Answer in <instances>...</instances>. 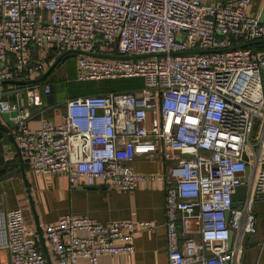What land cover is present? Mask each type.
<instances>
[{"label": "built area", "instance_id": "obj_1", "mask_svg": "<svg viewBox=\"0 0 264 264\" xmlns=\"http://www.w3.org/2000/svg\"><path fill=\"white\" fill-rule=\"evenodd\" d=\"M250 2L0 0V81L36 78L48 68L39 54L53 49L87 53L76 57L78 81L143 80L137 89L70 98L60 122L44 117L34 129L29 121L44 113L41 97L51 84L0 93V114H15L14 136L29 169L124 191L162 181L167 264H238L246 238L259 229L253 206L264 202V50L230 49L264 39ZM196 50L216 51L174 54ZM157 53L164 55L136 57ZM152 155L164 161L162 173L131 167ZM244 184L245 198L234 207ZM0 229L11 264H49L22 208L9 210ZM152 229L151 221L66 214L44 236L53 264H100L102 255L133 252L135 233ZM258 246L264 249V237Z\"/></svg>", "mask_w": 264, "mask_h": 264}, {"label": "crops", "instance_id": "obj_2", "mask_svg": "<svg viewBox=\"0 0 264 264\" xmlns=\"http://www.w3.org/2000/svg\"><path fill=\"white\" fill-rule=\"evenodd\" d=\"M202 1L207 2V0ZM263 10L264 0H251L248 6L249 13L260 16ZM17 88L19 87L15 84L0 85V93L2 95ZM13 95L15 94H10L8 97ZM68 99L70 98L57 96L53 93V89L49 94H42L41 105L44 113L34 112L35 116L29 121L30 127L38 128L44 117L60 122ZM25 101L28 104L26 96ZM12 114L14 113L0 114L2 124L0 125V226L9 210L22 208L29 233L36 236L41 244L40 233L44 236L46 227L56 223L66 214L88 216L99 222L151 221L152 230H140L135 233L133 252L102 255L99 262L100 264H167L164 182L140 181L132 191L106 186L101 182L93 186L84 183L71 184L66 173L36 174L23 160L31 192L30 200L20 171L21 160L14 144V124L10 119ZM130 165L136 172L146 174L162 173L165 169V163L158 155L138 157ZM34 212L37 214L38 223ZM4 239V233L0 229V264H11L9 251L1 246ZM45 242L49 249L46 239ZM258 243L251 241V237L246 238L245 249L238 264H264V249H260ZM80 264L90 263L82 259Z\"/></svg>", "mask_w": 264, "mask_h": 264}, {"label": "rangeland", "instance_id": "obj_3", "mask_svg": "<svg viewBox=\"0 0 264 264\" xmlns=\"http://www.w3.org/2000/svg\"><path fill=\"white\" fill-rule=\"evenodd\" d=\"M61 53L53 49L49 54L41 52V59L49 58L48 62H43L44 66L49 67ZM78 54L70 56L66 61L61 63L53 72L51 78L47 81L53 83V93L63 98H73L85 94H94L97 91L112 90H128L137 89L143 85L142 78H121L107 81L87 80L78 81L76 79V57ZM53 59V60H52ZM51 62V63H50ZM15 115V114H12ZM12 117V116H11ZM10 117V118H11ZM254 209L259 216V229L256 234L251 236V241L260 242L264 237V202L254 204Z\"/></svg>", "mask_w": 264, "mask_h": 264}, {"label": "water", "instance_id": "obj_4", "mask_svg": "<svg viewBox=\"0 0 264 264\" xmlns=\"http://www.w3.org/2000/svg\"><path fill=\"white\" fill-rule=\"evenodd\" d=\"M259 19H260L261 22H264V10H263L262 14L259 16ZM262 43H264V39H259V40H254V41H251V42L239 44V45L234 46L233 48H230V49L251 47V46H256V45L262 44ZM213 51H216V50L184 51V52H178V53H174V54H189V53H194V52H197V53H210V52H213ZM219 51H221V50H219ZM79 53L87 54L86 52H82V51H79V50H67V51L62 52L57 58H55L54 61H52V63L49 65V67L46 69V71L41 76H39L37 78L28 79V80L21 79V80L0 81V85L15 84V85H17L19 87V88L13 90V91L4 92L2 94V96L5 97V96H8L10 94L24 93L29 88H39L41 86V84L52 74V72L58 67V65L60 63H63L64 61H66L70 56H73V55H76V54H79ZM89 55L102 57V58H110V59L130 58L129 56L117 57V56H114V55H108V54H102V53H90ZM154 55H164V53L148 54V55H142V56H136V57H147V56H154ZM48 61H49L48 57L43 59V62H48ZM263 79H264V71H263ZM0 125H2L1 122H0ZM14 144H15L17 150H18V154H19V157H20V160H21L20 171L23 174L24 181H25L26 188H27V192H28V195H29L30 200H31V192H30L29 185L27 183V178H26V174H25V165H24V162H23L22 153H21L19 145H18V143H17V141L15 139H14ZM250 176H251V166H248L246 168V171H245V177H246V181L247 182L250 180ZM247 190H248V188H247L246 184L236 188V191L233 194V201H234L233 202V206L234 207H239L241 205V202L244 200L245 195L247 193ZM31 203H32V201H31ZM32 207H33V203H32ZM34 216H35L36 222L38 223V217H37V214L35 212H34ZM40 239H41L42 249H43V252H44V254H45V256H46V258L48 260V263L49 264H53L49 249H48V247L46 245L45 238H44L42 233H40ZM229 242H230V244H232V242H233V232L232 231L230 232Z\"/></svg>", "mask_w": 264, "mask_h": 264}, {"label": "trees", "instance_id": "obj_5", "mask_svg": "<svg viewBox=\"0 0 264 264\" xmlns=\"http://www.w3.org/2000/svg\"><path fill=\"white\" fill-rule=\"evenodd\" d=\"M251 48H253V49H255V50H258V51H263L264 50V43H262V44H258V45H256V46H252ZM53 60V59H52ZM61 64V63H60ZM59 64V65H60ZM58 65V66H59ZM45 72V71H44ZM43 72V73H44ZM54 72V71H53ZM53 72H52V74H53ZM43 73H41L40 75H38V76H36V78L37 77H39V76H41ZM52 74L41 84V85H43V84H45V83H47V81L51 78V76H52ZM52 82H50V84H51ZM53 84V83H52ZM51 87H52V89H53V85H51ZM110 90H112V89H107V90H102V92H100V91H97V92H95V93H105V92H107V91H110ZM93 94V93H92Z\"/></svg>", "mask_w": 264, "mask_h": 264}, {"label": "flooded vegetation", "instance_id": "obj_6", "mask_svg": "<svg viewBox=\"0 0 264 264\" xmlns=\"http://www.w3.org/2000/svg\"><path fill=\"white\" fill-rule=\"evenodd\" d=\"M51 63V62H50Z\"/></svg>", "mask_w": 264, "mask_h": 264}]
</instances>
